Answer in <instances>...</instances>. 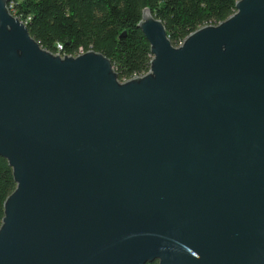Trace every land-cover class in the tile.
<instances>
[{"label": "water", "instance_id": "95a60500", "mask_svg": "<svg viewBox=\"0 0 264 264\" xmlns=\"http://www.w3.org/2000/svg\"><path fill=\"white\" fill-rule=\"evenodd\" d=\"M0 0V264H264V0L178 46L149 9L148 72L50 53Z\"/></svg>", "mask_w": 264, "mask_h": 264}, {"label": "trees", "instance_id": "16d2710c", "mask_svg": "<svg viewBox=\"0 0 264 264\" xmlns=\"http://www.w3.org/2000/svg\"><path fill=\"white\" fill-rule=\"evenodd\" d=\"M236 1L12 0L8 6L42 49L62 57L90 50L101 53L121 82L149 69L150 46L137 27L144 9L162 21L171 44L178 46L198 28L226 20L234 13ZM15 186L12 170L0 156V224L3 203Z\"/></svg>", "mask_w": 264, "mask_h": 264}, {"label": "built area", "instance_id": "2783aa9c", "mask_svg": "<svg viewBox=\"0 0 264 264\" xmlns=\"http://www.w3.org/2000/svg\"><path fill=\"white\" fill-rule=\"evenodd\" d=\"M62 57V56H61ZM127 80H123V81H121V82H126Z\"/></svg>", "mask_w": 264, "mask_h": 264}]
</instances>
